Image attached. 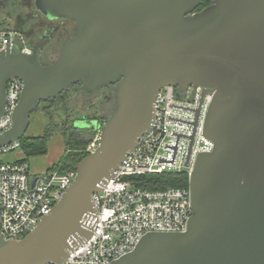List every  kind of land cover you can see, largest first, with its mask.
Segmentation results:
<instances>
[{"label":"water","instance_id":"1","mask_svg":"<svg viewBox=\"0 0 264 264\" xmlns=\"http://www.w3.org/2000/svg\"><path fill=\"white\" fill-rule=\"evenodd\" d=\"M202 1L31 0L48 20L74 21V35L46 66L39 44L30 54L0 49V117L7 82H22L0 148L25 134L39 102L77 83L87 92L114 85L116 108L50 212L22 238H0V264H61L91 236L93 193L151 128L165 86L202 87L186 165L205 94L202 133L213 147L191 164L185 229L148 232L109 264H264V0H214L197 11Z\"/></svg>","mask_w":264,"mask_h":264},{"label":"built area","instance_id":"2","mask_svg":"<svg viewBox=\"0 0 264 264\" xmlns=\"http://www.w3.org/2000/svg\"><path fill=\"white\" fill-rule=\"evenodd\" d=\"M16 44L23 53L32 46L13 30H0V49ZM22 88L18 78L6 86V111L0 117V133L11 126V116ZM202 87L178 91L172 86L159 90L154 102L151 128L106 179L100 191L93 193L96 220L91 236L70 251L61 264H109L130 252L148 232L183 231L191 215L187 187L149 190L135 188L133 177L163 172L189 173L198 153L209 152L213 143L203 135L202 125L210 94H205L191 146L190 164L186 157L192 134L190 122L198 106ZM100 125L84 151H93L100 139ZM18 141L0 148V238L20 239L47 215L75 176L47 169L33 174L27 162L3 161L1 154L18 148ZM46 264H55L49 262Z\"/></svg>","mask_w":264,"mask_h":264},{"label":"trees","instance_id":"3","mask_svg":"<svg viewBox=\"0 0 264 264\" xmlns=\"http://www.w3.org/2000/svg\"><path fill=\"white\" fill-rule=\"evenodd\" d=\"M15 1V0H14ZM14 1H10L7 3V5L14 4ZM214 0H203L202 3L198 6L197 11L201 10L202 8L212 4ZM0 5V12L5 9L7 6ZM2 22L0 21V27H2ZM4 30H13L15 31L18 36H22L26 38L25 33V27L24 26H15L11 29L3 28ZM2 28L0 30H3ZM74 34V31L72 32V35ZM62 37L63 42L66 40V38ZM59 40V41H60ZM57 41V40H56ZM55 40L51 41L50 44H47L45 46H41L38 50V57L42 65L46 66L51 64L60 54V48H59V54L58 56L49 61L48 63L43 62V57L49 56V53L52 54L54 49L56 48V45L58 44V41ZM26 42L32 46V42L30 40H26ZM62 42V43H63ZM50 47V48H49ZM47 49V50H46ZM82 88V90L87 94H92L96 90L100 88H107V87H113L112 85L103 86L100 88H97L96 90L92 92H87L84 87L81 85V83H77L75 85H72L69 89L64 91L61 94H58L55 97H52L48 99L45 102H39L37 106L40 103L46 104L45 112L49 118V123L45 128V131L38 136H26L25 134L19 138L18 144L19 148L23 153V157L19 160H16L17 162H27L30 157L37 156V155H44L47 153V144L48 140L52 137V135L55 132H59L63 142H64V151L59 156L57 161L53 163L48 169L57 170L58 172H65L67 170L73 169L74 166L84 157L87 155V153L84 151L86 145L91 140L89 133L92 131V129L89 128H82V127H75L73 126L74 120L71 119L69 116V106L66 104L67 98L71 91L75 90L76 88ZM114 90V100H115V106L113 110L111 111L110 115L113 113V111L116 108V99H115V89ZM105 98L108 99V97L105 95ZM36 106V108H37ZM35 108V110H36ZM55 113L57 116H59V121H54L53 114ZM109 115V116H110ZM84 118L91 119L94 118L96 121H99L102 125L105 120L108 118L102 117L99 115H94L93 117L88 116L85 114L83 116ZM102 117V118H100ZM133 179L134 187L135 188H144L149 190H157V189H165L168 187H187L188 186V173L186 171L183 172H163V173H157V174H144L137 177L131 178Z\"/></svg>","mask_w":264,"mask_h":264},{"label":"rangeland","instance_id":"4","mask_svg":"<svg viewBox=\"0 0 264 264\" xmlns=\"http://www.w3.org/2000/svg\"><path fill=\"white\" fill-rule=\"evenodd\" d=\"M28 13L29 8H27L24 3H19L18 1H14V4L12 5L9 3V5H7L5 9L0 12V21L3 24L0 29H11L15 26H24V31L27 34L26 40H30L32 45H34L36 44L37 37L39 36L40 28H38L35 23L36 18L28 16ZM73 31V28L70 27L69 35L72 34ZM62 42L63 40L58 42L52 54L49 53V56L42 58L44 63H48L58 56L59 48ZM113 89L114 87L100 88L91 95L85 93L80 87L71 91L66 102V104L69 106V116L72 120H81L85 114L90 117H93L94 115H99L102 117H106L107 115L109 117L115 106ZM105 95L108 97V99L104 97ZM45 107L46 104L40 103L36 110L30 114L29 124L25 132L26 136H38L45 131V128L49 123V118L45 112ZM53 116L54 121H59V116H57L55 113ZM93 119L94 118L77 122L76 127H86L92 129L96 126V123L99 122L94 121ZM94 131L95 130L92 129V131L89 133L90 138L94 136ZM47 146L46 154L33 156L28 159L27 163L29 164L30 171L33 174L44 173L63 153L64 142L59 132H55L52 135V137L48 140ZM22 157L23 153L19 147L7 153L1 154V159L3 161L13 162L21 159Z\"/></svg>","mask_w":264,"mask_h":264},{"label":"flooded vegetation","instance_id":"5","mask_svg":"<svg viewBox=\"0 0 264 264\" xmlns=\"http://www.w3.org/2000/svg\"><path fill=\"white\" fill-rule=\"evenodd\" d=\"M2 1V0H0ZM12 0H9L7 2H4V6L7 5L8 2ZM14 1V0H13ZM19 3H24L27 8H29L28 16H32L36 18V25L38 28H40L39 36L37 37L36 44H39L41 46H45L47 44H50V42L53 40H57L59 42L62 37H65L66 40L73 35H69V29L70 27L73 28L75 26V22L68 19H55V20H48L46 17L41 15L32 5L31 0H15ZM68 35V36H67ZM56 41V42H57ZM114 87V85H112ZM115 89V88H114ZM87 118L81 119V120H74L73 126L76 127L77 122L85 121ZM96 121L95 119H93ZM96 124L100 125V122H97ZM93 127L92 129H95Z\"/></svg>","mask_w":264,"mask_h":264}]
</instances>
